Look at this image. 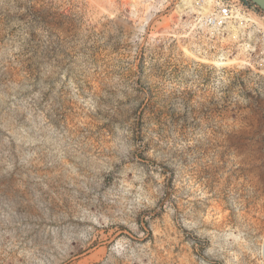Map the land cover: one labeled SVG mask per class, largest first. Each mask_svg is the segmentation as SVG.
Masks as SVG:
<instances>
[{
  "label": "rangeland",
  "instance_id": "374dc122",
  "mask_svg": "<svg viewBox=\"0 0 264 264\" xmlns=\"http://www.w3.org/2000/svg\"><path fill=\"white\" fill-rule=\"evenodd\" d=\"M195 17L0 0V264H264V69Z\"/></svg>",
  "mask_w": 264,
  "mask_h": 264
},
{
  "label": "built area",
  "instance_id": "2783aa9c",
  "mask_svg": "<svg viewBox=\"0 0 264 264\" xmlns=\"http://www.w3.org/2000/svg\"><path fill=\"white\" fill-rule=\"evenodd\" d=\"M194 24L216 32H233L245 64L264 69V12L248 0H194ZM232 29V30H231ZM223 35V34H222ZM224 36V35H223Z\"/></svg>",
  "mask_w": 264,
  "mask_h": 264
},
{
  "label": "water",
  "instance_id": "95a60500",
  "mask_svg": "<svg viewBox=\"0 0 264 264\" xmlns=\"http://www.w3.org/2000/svg\"><path fill=\"white\" fill-rule=\"evenodd\" d=\"M264 12V0H248Z\"/></svg>",
  "mask_w": 264,
  "mask_h": 264
}]
</instances>
